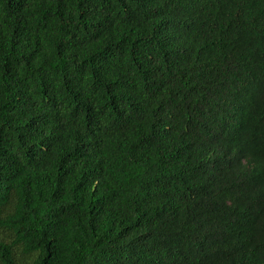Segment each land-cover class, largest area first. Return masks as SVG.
I'll list each match as a JSON object with an SVG mask.
<instances>
[{"label":"trees","instance_id":"trees-1","mask_svg":"<svg viewBox=\"0 0 264 264\" xmlns=\"http://www.w3.org/2000/svg\"><path fill=\"white\" fill-rule=\"evenodd\" d=\"M0 264H264V0H0Z\"/></svg>","mask_w":264,"mask_h":264}]
</instances>
